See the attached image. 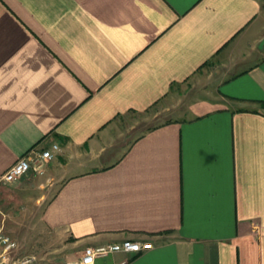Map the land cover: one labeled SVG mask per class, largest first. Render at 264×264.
Listing matches in <instances>:
<instances>
[{
    "label": "crops",
    "instance_id": "crops-1",
    "mask_svg": "<svg viewBox=\"0 0 264 264\" xmlns=\"http://www.w3.org/2000/svg\"><path fill=\"white\" fill-rule=\"evenodd\" d=\"M52 143L12 236L264 264V0H0V176Z\"/></svg>",
    "mask_w": 264,
    "mask_h": 264
},
{
    "label": "built area",
    "instance_id": "built-area-1",
    "mask_svg": "<svg viewBox=\"0 0 264 264\" xmlns=\"http://www.w3.org/2000/svg\"><path fill=\"white\" fill-rule=\"evenodd\" d=\"M61 150L58 143H52L48 148H32L20 158L2 175L0 181L11 184L34 170L43 173L46 164L55 158ZM151 241L125 239L118 242H110L101 245L86 246L77 259L70 260L66 264H97L116 252L137 254L143 250L153 248ZM36 258L30 254L22 253L18 241L8 232L4 220L0 221V264H34ZM126 260L118 263L124 264Z\"/></svg>",
    "mask_w": 264,
    "mask_h": 264
},
{
    "label": "rangeland",
    "instance_id": "rangeland-1",
    "mask_svg": "<svg viewBox=\"0 0 264 264\" xmlns=\"http://www.w3.org/2000/svg\"><path fill=\"white\" fill-rule=\"evenodd\" d=\"M186 90L182 89L180 94L184 95ZM11 193L13 191L10 189V184H4L0 191V220L4 219L9 233L18 219L33 215L32 212L35 210V212L39 211L36 208H29V203L26 201H23V204L6 201L3 196H10ZM48 199L47 197L46 200ZM36 226L37 224L27 221L22 228L28 236H13L18 241L22 253L30 254L36 258L34 264H66L70 260L77 259L79 252L68 243L69 240L60 238V236H41L32 231Z\"/></svg>",
    "mask_w": 264,
    "mask_h": 264
}]
</instances>
